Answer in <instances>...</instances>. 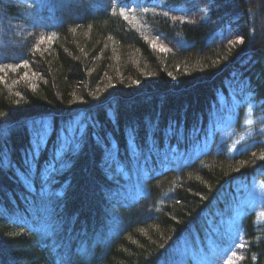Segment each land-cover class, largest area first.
Instances as JSON below:
<instances>
[{"label": "trees", "instance_id": "trees-1", "mask_svg": "<svg viewBox=\"0 0 264 264\" xmlns=\"http://www.w3.org/2000/svg\"><path fill=\"white\" fill-rule=\"evenodd\" d=\"M0 129V264H264V210L207 245L264 183V0H0Z\"/></svg>", "mask_w": 264, "mask_h": 264}, {"label": "rangeland", "instance_id": "rangeland-1", "mask_svg": "<svg viewBox=\"0 0 264 264\" xmlns=\"http://www.w3.org/2000/svg\"><path fill=\"white\" fill-rule=\"evenodd\" d=\"M162 51L164 50L162 49ZM253 109H254L253 107H250V109L247 111L246 117L242 123L243 129H248L249 131L251 130L253 131L254 129L253 123L255 122L253 118L255 115V110ZM229 111H231V109H229ZM235 119L236 116L234 115L233 116L226 115L224 122L222 124L221 137L223 140L232 139L231 142L232 146L235 149H239V148L242 149L243 146H245L243 142L247 140V137L244 131L241 132L236 131V127L234 128ZM258 121H256V123ZM251 182H250L251 185L248 184V186L244 189L243 193L238 192L239 195H237L236 192L235 197L237 196V200H233L232 198L231 204H232L233 212L231 213L230 217L220 216L218 222L211 227L212 231H209V235L207 238L208 241L207 245L211 253H214L215 251L220 252L225 249V248L222 249V242L218 241L221 237H223V234L230 235L234 237L236 240L237 238L236 236L240 235L237 226L246 211L254 210L262 217V210H264V183L255 178ZM222 199H224V196L221 198V200ZM219 236L220 238H218ZM198 251L199 252L201 251V247H199ZM171 259L172 257H170L169 260L170 263L172 261ZM195 263L198 264L196 258H195Z\"/></svg>", "mask_w": 264, "mask_h": 264}, {"label": "snow or ice", "instance_id": "snow-or-ice-1", "mask_svg": "<svg viewBox=\"0 0 264 264\" xmlns=\"http://www.w3.org/2000/svg\"><path fill=\"white\" fill-rule=\"evenodd\" d=\"M167 15V13H165ZM127 19V17H125ZM155 47V45H153ZM25 66H27V62H24ZM71 125H74L73 128V140L76 139V133L78 132L80 137L82 138L84 135V131L88 127V125L84 122H82L81 119H76L71 122ZM150 127H154L153 125H150ZM28 128L30 135L32 136L31 140V149L28 152V158L29 159H38L39 153L43 150V148L47 144V137L51 135V131L53 129V125L50 120L46 118H41L39 120L30 121L28 122ZM170 131V130H169ZM5 136L4 130L0 129V140L3 139ZM126 137L129 141V148L130 150L135 151V132L133 129L129 128L126 129ZM97 140L99 141L100 138L97 136ZM74 149H79L80 144L77 142L74 145H72ZM63 149H61L62 151ZM61 155V152L56 153V158L58 159ZM264 158V157H262ZM12 161L9 157L8 150L4 148L3 150H0V169H7L9 167H12ZM61 169L66 167V165L61 164ZM52 172L55 171V166L53 165ZM47 178V177H45ZM239 247H243V245H238Z\"/></svg>", "mask_w": 264, "mask_h": 264}]
</instances>
